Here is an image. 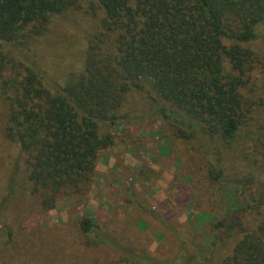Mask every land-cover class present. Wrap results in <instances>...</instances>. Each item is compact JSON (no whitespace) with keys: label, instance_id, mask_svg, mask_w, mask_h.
Returning a JSON list of instances; mask_svg holds the SVG:
<instances>
[{"label":"trees","instance_id":"1","mask_svg":"<svg viewBox=\"0 0 264 264\" xmlns=\"http://www.w3.org/2000/svg\"><path fill=\"white\" fill-rule=\"evenodd\" d=\"M78 2L0 0V142L16 146L31 195L50 211L61 195L83 193L99 152L114 145L107 129L126 124L134 115L128 96L143 94L139 108L174 140L197 145L206 163L198 234H175L169 260L137 258L130 245L99 235L86 214L85 245L107 247L124 264H264V104L246 91L252 73L264 70V0H92L102 17L84 67L59 83L30 54L52 18Z\"/></svg>","mask_w":264,"mask_h":264},{"label":"rangeland","instance_id":"2","mask_svg":"<svg viewBox=\"0 0 264 264\" xmlns=\"http://www.w3.org/2000/svg\"><path fill=\"white\" fill-rule=\"evenodd\" d=\"M78 6L52 18L30 54L59 83L83 69L87 39L96 34L102 17L92 0H79ZM252 75L253 85L246 91L264 104V70L258 67ZM142 96L131 93L125 106L134 115L126 124L107 129L114 145L99 152L83 193L61 195L50 211L41 207L39 195H31L25 168L17 164L23 160L19 162L16 146L0 142V206L16 172L15 195L0 221V264H124L107 247L85 245L79 224L86 214L99 235L130 245L137 258L169 260L177 251L175 234L182 239L198 234L195 228L208 206L207 184L201 178L206 163L197 145L174 140L153 112L141 110L147 106ZM224 166L237 175L233 158L227 156Z\"/></svg>","mask_w":264,"mask_h":264}]
</instances>
